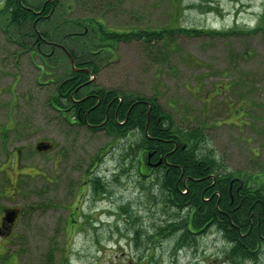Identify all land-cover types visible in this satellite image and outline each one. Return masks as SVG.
I'll use <instances>...</instances> for the list:
<instances>
[{
  "label": "rangeland",
  "instance_id": "1",
  "mask_svg": "<svg viewBox=\"0 0 264 264\" xmlns=\"http://www.w3.org/2000/svg\"><path fill=\"white\" fill-rule=\"evenodd\" d=\"M62 3L70 21L184 30L164 47L132 40L103 52L95 85L155 98L177 128L203 135L202 154L264 180V0ZM6 26L0 18V218L20 214L0 236V264H228L215 227L181 243L175 227L187 210L168 202L166 172L146 167L138 131L114 136L67 121L49 101L66 62L43 74ZM40 141L51 149L38 151ZM241 263L264 264V255Z\"/></svg>",
  "mask_w": 264,
  "mask_h": 264
},
{
  "label": "trees",
  "instance_id": "2",
  "mask_svg": "<svg viewBox=\"0 0 264 264\" xmlns=\"http://www.w3.org/2000/svg\"><path fill=\"white\" fill-rule=\"evenodd\" d=\"M70 9L62 0H0V18L16 30L22 44L28 42L23 47L42 60L43 74L54 77L51 70L66 62L57 90L49 97L51 106L81 127L103 124L108 111L110 118L103 126L90 128L114 136L138 131L146 150L171 163L164 167L160 187L168 202L187 210L175 227L181 232V243L195 242L196 236L215 227L230 245L225 254L228 264L255 261L264 255V180L260 175L230 172L215 157L202 154L199 142L203 135L177 128L155 98L124 96L96 86L91 78L98 74L100 55H114L121 42L164 47L184 30H112L101 17L70 21L64 16ZM262 24L257 28H264ZM97 100L101 101L98 106ZM118 109L120 125L112 126ZM240 185L245 188L237 192ZM252 187L263 189L252 192Z\"/></svg>",
  "mask_w": 264,
  "mask_h": 264
},
{
  "label": "flooded vegetation",
  "instance_id": "3",
  "mask_svg": "<svg viewBox=\"0 0 264 264\" xmlns=\"http://www.w3.org/2000/svg\"><path fill=\"white\" fill-rule=\"evenodd\" d=\"M100 104H101V101L97 100V106L100 105ZM89 112H91V111H89ZM114 116H115V118H114L115 120L112 123V126H114V125L119 126L120 125V112H119V109H118V111L115 112ZM109 118L110 117H109V114H108V111H107L106 119H105V122H103V124L106 123L109 120ZM103 124L102 123H100V124H88L87 127H93V128L94 127H100V126H103ZM160 159H161V156L158 157V158L153 156L150 160L147 161V166H149L152 170L156 169V168H152L151 164L157 162ZM169 164L171 165V163H169ZM165 165H167V164L163 163L162 165H160V168L165 167ZM230 185L232 187V184H230ZM244 188H245V185H243V186L240 185V186L236 187V191L240 192ZM259 189H263V188L262 187L261 188L260 187H252V188H250V190L252 192L255 191V190H259ZM2 217L3 216H1V218H0V236H2V237H5V236L10 237V235L13 233V227L9 226L8 223L4 222Z\"/></svg>",
  "mask_w": 264,
  "mask_h": 264
},
{
  "label": "water",
  "instance_id": "4",
  "mask_svg": "<svg viewBox=\"0 0 264 264\" xmlns=\"http://www.w3.org/2000/svg\"><path fill=\"white\" fill-rule=\"evenodd\" d=\"M50 147H51V145L49 144V143H44V142H42V143H39L38 145H37V150L38 151H45V150H48V149H50ZM163 162V159H160L156 164H154L153 166H158V165H160L161 163ZM17 211L16 210H8L6 213H5V218H4V220L6 221V222H8L9 224H13L14 223V221H15V219H16V217H17Z\"/></svg>",
  "mask_w": 264,
  "mask_h": 264
}]
</instances>
